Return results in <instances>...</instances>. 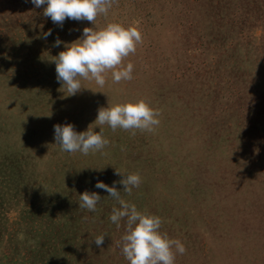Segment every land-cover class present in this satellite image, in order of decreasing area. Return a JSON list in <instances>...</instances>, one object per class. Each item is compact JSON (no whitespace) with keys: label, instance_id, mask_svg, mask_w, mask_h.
Returning <instances> with one entry per match:
<instances>
[{"label":"rangeland","instance_id":"obj_1","mask_svg":"<svg viewBox=\"0 0 264 264\" xmlns=\"http://www.w3.org/2000/svg\"><path fill=\"white\" fill-rule=\"evenodd\" d=\"M111 23L142 34L122 61L132 79L78 78L67 96L51 60L92 23L0 0V264H129L126 218L110 221L120 205L97 181L162 219L186 249L175 264H264V0H113L94 26ZM139 100L159 111L154 131L97 126L109 144L86 156L56 144L54 126L82 132ZM124 174L141 177L130 195ZM85 191L101 196L95 212L79 207Z\"/></svg>","mask_w":264,"mask_h":264},{"label":"clouds","instance_id":"obj_2","mask_svg":"<svg viewBox=\"0 0 264 264\" xmlns=\"http://www.w3.org/2000/svg\"><path fill=\"white\" fill-rule=\"evenodd\" d=\"M36 8L43 7L44 15L53 23L63 25L66 19L87 20L93 27H85L82 36L65 44L54 61L58 81L67 86V96L75 95L82 88L80 79H94L99 87L105 84L104 74L111 70L115 83L132 79L134 66L131 62L123 65L122 61L134 54L138 44L142 43V34L135 27H125L111 23L97 30L94 26L98 16L107 15L113 0H31ZM52 33L44 35L47 39ZM63 41L58 37L55 46ZM159 111L153 109L144 100L115 104L98 110L93 127L77 132L71 123L54 126V140L61 151L79 152L88 155L90 152L103 150L108 144L101 132L93 129L107 124L113 131L141 130L152 132L160 124ZM134 134V132H133ZM118 174H123L117 171ZM139 174H124L120 183L127 194L141 184ZM97 189L105 190L119 203L113 208L109 219L117 224L126 218L127 231L122 236V253L129 264H175L176 254L183 255L184 244L178 239H171L160 231L162 219L154 214L142 213L134 203L122 199L115 186L102 181L95 184ZM101 196L95 192L80 194L79 207L90 212L96 211ZM105 235L97 236L94 242L97 247L104 243Z\"/></svg>","mask_w":264,"mask_h":264}]
</instances>
